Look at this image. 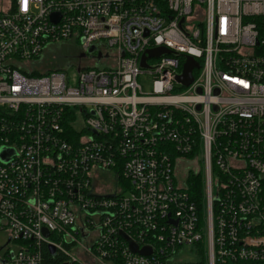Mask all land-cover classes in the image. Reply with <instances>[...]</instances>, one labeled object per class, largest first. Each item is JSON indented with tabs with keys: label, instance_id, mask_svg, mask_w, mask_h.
<instances>
[{
	"label": "built area",
	"instance_id": "2783aa9c",
	"mask_svg": "<svg viewBox=\"0 0 264 264\" xmlns=\"http://www.w3.org/2000/svg\"><path fill=\"white\" fill-rule=\"evenodd\" d=\"M73 36L76 71L28 74ZM200 155L201 204L176 172ZM3 232L0 264L264 263V0H0Z\"/></svg>",
	"mask_w": 264,
	"mask_h": 264
},
{
	"label": "rangeland",
	"instance_id": "374dc122",
	"mask_svg": "<svg viewBox=\"0 0 264 264\" xmlns=\"http://www.w3.org/2000/svg\"><path fill=\"white\" fill-rule=\"evenodd\" d=\"M83 41L79 40L76 36H73L71 39L64 40L61 42H53L46 45L43 53L38 59L23 62V66L28 70H56L59 68L67 69L70 72L76 71V65H78L80 61V55L83 53ZM82 62H87L85 57L82 58ZM155 59H150L149 65L151 67L154 66ZM153 80L154 75L149 72H144L139 75L138 83L142 86V90L145 93H151L153 88ZM185 90V89H184ZM203 169V161L201 155L197 162L195 159H189L180 161L177 165V178L178 181L186 186V179L190 175V173L197 172L198 170ZM194 171V172H191ZM104 175H107V179L110 178L109 170H102ZM8 233L3 232L0 233V253L5 249L6 246L11 248H18L20 243L15 241L7 243ZM191 247L189 246L187 250H182L178 254L179 261H192L194 259L193 254L189 251ZM72 254L77 258L78 262L91 264L90 260L83 255L79 254L75 250L71 251Z\"/></svg>",
	"mask_w": 264,
	"mask_h": 264
},
{
	"label": "water",
	"instance_id": "95a60500",
	"mask_svg": "<svg viewBox=\"0 0 264 264\" xmlns=\"http://www.w3.org/2000/svg\"><path fill=\"white\" fill-rule=\"evenodd\" d=\"M90 50H92V49H90ZM163 53H170V50L167 48H164V47H156L153 49H149L146 52V54H148L149 56H159ZM146 59H147V56L144 55L142 57V62H141L142 66H146ZM197 66H198V63L194 60V58L192 56L189 55L187 57V61H186L185 65H184L183 73L177 76V80L182 82L185 85H189L193 81L192 70L194 67H197ZM12 153H13L12 149H3L2 157L6 158V157H8V155H11ZM45 235L48 236V231H46V230H45ZM124 236H125V238H127L126 235H124ZM129 242H130L131 249L133 251H137L138 246L130 240H129ZM139 251L141 253H148L150 250L147 247H145L144 249H141ZM49 252L52 255H55L56 254L55 247L50 245L49 246ZM64 264H68V263L65 262Z\"/></svg>",
	"mask_w": 264,
	"mask_h": 264
},
{
	"label": "trees",
	"instance_id": "16d2710c",
	"mask_svg": "<svg viewBox=\"0 0 264 264\" xmlns=\"http://www.w3.org/2000/svg\"><path fill=\"white\" fill-rule=\"evenodd\" d=\"M63 68H59L61 70ZM52 70L39 71V70H30L28 74L30 75H41L44 73H48ZM189 192L196 198V200L201 204V195L203 192V177L201 173H190L187 179ZM67 261V257L62 253H57L52 255L46 247H44V257L42 264H64ZM236 264H264L257 262H237Z\"/></svg>",
	"mask_w": 264,
	"mask_h": 264
}]
</instances>
